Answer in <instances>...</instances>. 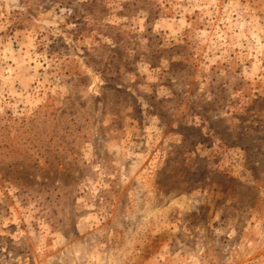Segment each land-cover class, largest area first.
Returning <instances> with one entry per match:
<instances>
[{
	"label": "rangeland",
	"instance_id": "rangeland-1",
	"mask_svg": "<svg viewBox=\"0 0 264 264\" xmlns=\"http://www.w3.org/2000/svg\"><path fill=\"white\" fill-rule=\"evenodd\" d=\"M0 264H264V0H0Z\"/></svg>",
	"mask_w": 264,
	"mask_h": 264
}]
</instances>
